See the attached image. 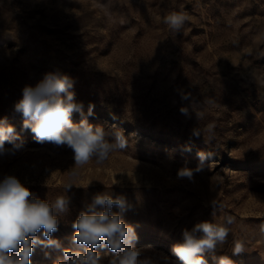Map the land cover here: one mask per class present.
<instances>
[{
	"label": "rangeland",
	"instance_id": "rangeland-1",
	"mask_svg": "<svg viewBox=\"0 0 264 264\" xmlns=\"http://www.w3.org/2000/svg\"><path fill=\"white\" fill-rule=\"evenodd\" d=\"M173 12L186 17L178 32L163 23ZM56 70L73 79L83 105L73 122L121 130L125 150L75 168L70 148L38 143L23 128L14 110L23 87ZM4 118L26 143L0 157V179L15 175L49 202L69 199L53 233L61 248L35 246L31 264H54L74 248L72 223L104 192L131 205L123 218L147 257L174 260L183 229L231 216L227 242L204 253L209 264L221 255L264 264V0H0ZM198 151L204 170L194 183L178 180V169L196 167ZM237 243L244 251L233 255ZM96 251L109 264L110 250Z\"/></svg>",
	"mask_w": 264,
	"mask_h": 264
},
{
	"label": "clouds",
	"instance_id": "clouds-1",
	"mask_svg": "<svg viewBox=\"0 0 264 264\" xmlns=\"http://www.w3.org/2000/svg\"><path fill=\"white\" fill-rule=\"evenodd\" d=\"M185 19L184 15L173 12L163 18V23L178 32ZM73 86V79L59 70L45 73L35 86L25 85L22 97L14 105L15 112L23 118V128L30 129L38 143L50 142L70 148L74 153L75 168L90 160L102 163L111 153L125 150L128 144L121 130L108 133L102 127L90 124L86 118L79 123L73 122V112L83 107L75 100V93L71 91ZM180 96L182 100L191 98L183 91ZM188 111V107L180 108L182 114L187 115ZM6 143L11 147L6 148ZM25 143L7 118L0 119V157L15 155L23 150ZM184 150L191 151V148ZM197 159L195 168L185 165L177 170L178 180L195 182V175L204 170L207 157L203 151H198ZM76 174L75 170L71 173ZM72 186L69 184L66 189ZM68 204L65 195L54 202L35 197L15 175L0 179V264H31L30 257L37 245L61 248L53 233L58 231V217L67 212ZM114 207L118 211L114 212ZM130 207L122 195L114 196L109 192L95 195L72 223L75 247L64 248L63 257L54 264H102V256L96 251L98 247H107L112 253L109 264H209L204 253L215 252L227 242L229 226L234 222L231 216L225 217L223 223L199 221L190 229H183L182 241L172 245L174 260L163 253L159 259H153L144 255L143 248L135 247L138 240L135 228L123 218ZM211 215L215 216V212ZM261 228L264 230V225ZM38 234H42L43 239ZM243 251V246L237 243L233 255ZM214 259L217 264H234L227 255Z\"/></svg>",
	"mask_w": 264,
	"mask_h": 264
}]
</instances>
